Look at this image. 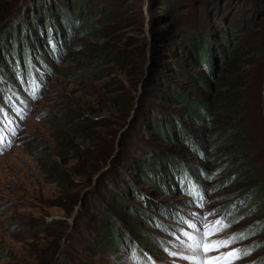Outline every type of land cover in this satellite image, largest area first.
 Listing matches in <instances>:
<instances>
[{"label":"rangeland","instance_id":"374dc122","mask_svg":"<svg viewBox=\"0 0 264 264\" xmlns=\"http://www.w3.org/2000/svg\"><path fill=\"white\" fill-rule=\"evenodd\" d=\"M0 48V264H193L216 220L264 264V0H0Z\"/></svg>","mask_w":264,"mask_h":264},{"label":"trees","instance_id":"16d2710c","mask_svg":"<svg viewBox=\"0 0 264 264\" xmlns=\"http://www.w3.org/2000/svg\"><path fill=\"white\" fill-rule=\"evenodd\" d=\"M3 35H4L3 38L6 39L5 37L7 36V33L4 32ZM207 47L208 46L206 44L202 43L201 41H197L196 42V48H195L196 49V54L199 55L200 58L208 57L209 56V52L206 50ZM231 55L234 56L235 53L233 52ZM194 103H198V102H194ZM201 106H203L205 109H209V103L206 102V101H202ZM202 110H204V109L202 108ZM215 110L220 111V108H217ZM154 126H155V128L158 129V124L154 123ZM215 145H217V144H215ZM164 154L165 153H163V154L161 153V156L158 155V156L154 157L153 161L158 166L156 169L152 168L153 167V163L150 164L148 162H145V163L142 162V164H141L142 169H144L143 170L144 173H146V174H148V175H150L152 177L156 176L157 178H161V180H162L161 184H163V185H165L166 182L169 183V184H171V182H172L171 181L172 179L170 178L171 176H170V174L168 172L169 168L167 166V168L165 169V166H163V164L165 162H167L168 159H169L170 163H172V167H174L176 169L178 167L177 166V161L175 162V160L174 161L171 160V159H174V157L170 156V157L165 158L166 155H164ZM160 161H161V163H160ZM176 169L174 171L177 172ZM245 171L246 170H244L242 172L243 176L248 175V173L245 172ZM231 179L232 178H230V176H229V178H227L226 181H231ZM223 183L224 182H220L219 185L222 186ZM173 185H175L174 182H173ZM182 185L184 186L183 182H182ZM261 188H262V186H261V182L260 181L257 182V183L250 184L248 186V192L246 194V199H247L246 203L251 202L253 200V198L259 197L260 193H261ZM256 213H258V215L261 216L262 218L259 220V223H258L259 225H257L255 227V230L252 233L258 231L261 228H264V197L261 200V202L256 204L254 207L247 209V215L255 216ZM127 215L132 217V218H135V221L139 220V218L141 216L139 211L138 210L136 211L133 207H130V209L127 210ZM142 225L146 226V225H148V223L144 222V224H142ZM99 232H100L99 233V239L101 240L100 241L101 246L105 247L106 249L116 251V249H118V242L121 240L120 236H119V233H118V229L115 228V227H112L111 226V222L105 221L103 226L99 228ZM119 232L122 233V229L121 228H119Z\"/></svg>","mask_w":264,"mask_h":264},{"label":"snow or ice","instance_id":"6c2138e0","mask_svg":"<svg viewBox=\"0 0 264 264\" xmlns=\"http://www.w3.org/2000/svg\"><path fill=\"white\" fill-rule=\"evenodd\" d=\"M188 227L191 229H197V224L190 223L188 224ZM226 227L228 226L225 225L222 220H216L214 224L204 225V230L202 232L197 229V235H193L185 231L182 235L187 238L188 242L186 243L184 240H179V243L192 253H195V255H181L176 251H171L169 254L173 257L181 255L182 259L192 261L193 264H234L235 261L241 259L242 255H247V253H242L240 249L235 248L222 253H219V250L228 248L238 239L245 238L243 235L239 237L232 236L227 239H216L211 242L205 241L206 237H212ZM211 252H218L219 254L207 255Z\"/></svg>","mask_w":264,"mask_h":264}]
</instances>
